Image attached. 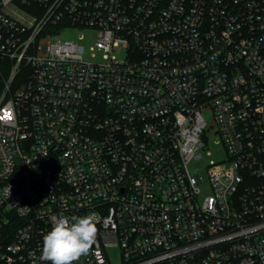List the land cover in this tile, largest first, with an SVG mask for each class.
<instances>
[{"label":"built area","instance_id":"obj_1","mask_svg":"<svg viewBox=\"0 0 264 264\" xmlns=\"http://www.w3.org/2000/svg\"><path fill=\"white\" fill-rule=\"evenodd\" d=\"M92 213L75 264H264V0H0V264Z\"/></svg>","mask_w":264,"mask_h":264},{"label":"clouds","instance_id":"obj_2","mask_svg":"<svg viewBox=\"0 0 264 264\" xmlns=\"http://www.w3.org/2000/svg\"><path fill=\"white\" fill-rule=\"evenodd\" d=\"M9 197L10 186L5 190ZM95 213L86 216L68 217L63 214L51 218V230L43 235L41 261L50 264H75L89 254L97 242Z\"/></svg>","mask_w":264,"mask_h":264},{"label":"rangeland","instance_id":"obj_3","mask_svg":"<svg viewBox=\"0 0 264 264\" xmlns=\"http://www.w3.org/2000/svg\"><path fill=\"white\" fill-rule=\"evenodd\" d=\"M98 35V31L88 28H80V27H71L63 30L59 35L58 39H73L77 40L79 36H83V41H80L88 50V48L92 45L93 41L95 40L96 36ZM119 57H123L120 52H117ZM85 60H92L98 61L100 60V54H97L95 59H91L90 56L85 57ZM205 141L208 144L207 150H202V158L199 160H192L188 168L192 174L198 173L202 179V184L199 185L200 193L198 196V200L202 201L204 197L211 193V187L209 183V178L207 175V167L209 166V162L211 160L215 162H220L224 159V149L221 145H215L213 143L214 140V133L213 129H206ZM210 152V155L207 156L206 153ZM108 261L109 264H120V252L118 248H109L107 250Z\"/></svg>","mask_w":264,"mask_h":264}]
</instances>
